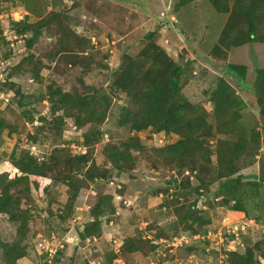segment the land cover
I'll list each match as a JSON object with an SVG mask.
<instances>
[{"label":"rangeland","instance_id":"1","mask_svg":"<svg viewBox=\"0 0 264 264\" xmlns=\"http://www.w3.org/2000/svg\"><path fill=\"white\" fill-rule=\"evenodd\" d=\"M177 2L0 0V118L9 126L0 133V165L11 168L13 158L28 154L38 162L49 160L48 176L51 177L45 181L49 184L48 191L42 196H38L37 189L31 184L32 200L24 193L18 194L24 183L14 191L21 197L22 208L28 209L31 215L29 231L20 243L26 256L16 260L15 264H89L87 256L93 251L85 248V240L79 237L78 231L96 220L90 210L98 197L108 194L113 195V203L118 204L120 214L116 217L108 215V220L117 218L113 225L106 222V216L102 217L100 228L102 230L103 226L106 239L111 237L108 241L113 248L121 247L120 241L134 233L143 232V235L152 236V240H155L153 236H162L159 242L153 241L156 244L154 258L147 245L142 247L143 254L152 256L154 264H169V253L180 257L182 263L177 261L179 264H234L229 252L244 253L247 248H251L255 264H264V115L260 113L261 107L253 91L256 70L264 68V42L252 41L243 44L250 47L244 46L238 51L232 47L225 53L218 47L214 52L216 57L212 56L211 49L218 40L226 15L215 13L207 0H194L176 7ZM24 16L28 23H37L44 18L47 21L30 48L26 41L31 31L20 34L14 30L15 22ZM257 26L258 37H261L264 25L259 23ZM72 32L80 39H86L91 47L81 51L73 46ZM149 32H155L151 41L182 68L178 99L206 112L208 122L214 123L212 91L219 78L227 81L243 100L237 129L247 139L249 150L259 147L257 156L245 153L239 161L241 167L246 166L247 176L259 180L256 198L248 197L252 191L250 187H239L236 196L242 199L240 204L244 210L235 206L230 196L228 203L223 199L226 197L213 196L222 182L211 180L213 173H208L200 185L195 171L188 166L179 168L176 164L155 161L156 154L152 149L175 142L176 134H164L152 127L133 132L117 125L120 109L128 103V98L125 93L111 88L112 72L126 56L136 58L145 49L149 41L143 37ZM77 57L78 62L85 65L89 61L88 68L75 62ZM137 59L145 58L140 55ZM228 64L245 66L243 85L232 73L225 71L224 66ZM82 84L93 86L96 91L91 94L97 100L102 92L108 97V105L99 101L97 110L106 109V112L102 120L91 125L90 130H98L100 134L97 138L89 134V143L84 139L86 130L76 126L73 118L65 117L62 124L56 123L63 110L57 109L53 113L48 97L50 90L58 88L71 93L82 92ZM133 135L139 137L144 150H131L130 168L118 173L103 150L107 144H118ZM237 137L235 133L211 131L208 143L209 149L215 151L211 156L213 163L219 142L228 140L231 143ZM83 153L87 161L82 163V169L71 172L80 183L78 193L72 199V191L56 175L67 170L65 161L68 158ZM50 157L58 158V162L53 163ZM200 160L197 156L196 165L200 166ZM93 163L97 168H93L92 173L100 176L91 180L84 177V170ZM119 190L122 193L117 195ZM182 201L184 205L176 212L174 206ZM191 204L194 206L189 209ZM194 210L202 220L209 222H194ZM185 212L191 219L180 223L179 217ZM187 224L200 234H190ZM0 238L10 243L19 241L16 225L1 217ZM113 239L119 240L114 243ZM60 244L64 249L54 258H47L42 248ZM134 259L133 264L147 262L141 255ZM105 262L106 256L100 263ZM0 264L4 263L0 260ZM117 264L130 262L119 261Z\"/></svg>","mask_w":264,"mask_h":264},{"label":"trees","instance_id":"2","mask_svg":"<svg viewBox=\"0 0 264 264\" xmlns=\"http://www.w3.org/2000/svg\"><path fill=\"white\" fill-rule=\"evenodd\" d=\"M192 1L194 0H178L176 7L191 4ZM207 2L215 9V13L226 15L218 40L211 49L212 56H215L214 52H217L218 47L222 53H225L232 47L252 41L264 42V34L258 37L257 26L259 23L264 25V0H233L232 2L231 0H207ZM26 19L27 16H24L20 21L15 22L14 30L20 34L26 30L31 31L32 34L26 41V46L30 48L37 41L40 31L46 26L47 21L44 18L37 23H28ZM154 35L155 32H149L143 37V40L147 39L149 44L137 57L142 55L144 60L126 56V59H123L112 72L111 88L125 93L128 98V103L120 109L117 125L127 127L133 132H140L152 127L164 134H176L178 139L175 142L152 149L156 154L155 161L166 165L176 164L179 168L188 166L191 171H195V177L198 181L200 180V185L204 183L208 173H213L211 180L222 181L219 190L213 196L226 197L223 198L225 203L229 202L227 198L230 196L234 200L235 206L244 210V206L240 204L242 199L236 196L238 189L242 185L250 187L252 191L248 197L256 198L258 197L259 180L238 174L241 169L239 161L243 159L242 156L245 153L257 154L259 147H251L249 150L250 147L246 146L247 139L237 129L239 110L244 105L243 100L236 95L233 87L227 81L219 78L216 88L212 91L214 123L208 122L206 112L199 110L190 102L178 99L180 95L179 77L182 68L175 60L168 57L160 46L151 41ZM65 38L67 39L66 35ZM70 38L73 46L81 51L91 47L86 39H80L75 32L71 33ZM202 57L205 59L204 56ZM78 58L75 62L88 68L89 61L85 65L78 62ZM28 59L30 60V58ZM186 65L189 64L186 63ZM102 66L105 67V65ZM224 69L232 73L240 85L245 83L246 68L244 65L228 64L224 66ZM82 87V92L77 90L74 93L62 91L59 88L50 90L48 97L52 102L53 113L57 109L63 110L62 116H58L56 123L62 124L65 117L73 118L76 126L86 130L84 139L86 143H89L91 141L89 134L96 136L95 138L100 134L98 130L96 132L90 130L91 125L102 120L106 112V109L97 110L99 101L108 105V97L102 92L101 98L97 100L91 94L96 91L93 86L82 84ZM253 91L257 96V104L261 107L260 113L264 115V68L256 70ZM4 127L9 126L0 118V133ZM213 129L217 134L235 133L238 136L231 143L228 140L225 143L219 142L214 163L211 156L215 151L209 149L211 145L208 143L209 134ZM12 131H14L13 128ZM131 150H144V144L137 135L130 136L129 139L118 144H107L103 154L107 156L109 163L118 173H121L130 168ZM197 156L201 158L200 166L196 165ZM50 159L54 161L53 163L58 162L56 157H50ZM86 161L85 153L72 156L65 161L67 170L56 175L57 179L68 185L72 191L70 195L72 199L76 197L80 183L72 177L71 172L74 169H82V163ZM11 163V168L0 165V217L16 225L19 241L10 243L0 238V260L4 264H15L16 260L26 256L25 248L20 243L29 231L31 215L28 209L22 208L21 197L14 191L21 183H24L18 194L24 193L29 200H32L31 184L34 189H37L38 196H42L48 191L49 184L45 181L51 179L48 176L49 160L38 162L33 156L25 154L19 159L13 158ZM93 168H97L95 163L90 164L89 168L84 170L85 178L92 180L100 176L99 173H92ZM42 179H46L44 183ZM118 192L116 193H122L121 190ZM183 205L182 201L178 206H174V210L178 212ZM193 206L191 204L189 209ZM115 211L112 194L98 197L95 206L90 210L91 216L96 217V220L92 221L90 225H85L82 231L79 230V237L83 240L95 238L101 233L100 219L104 216L107 219L110 218L108 215L114 217ZM192 214L194 222H202V224L209 222V220H202L196 210ZM179 218L180 223H187L191 219V215L185 212ZM186 227L190 234H200L190 224H187ZM138 234L127 237L123 241V256L137 252L142 249L143 245H147L151 251L156 248V244L153 242L156 239L143 238L141 233ZM229 256L234 264H255L251 248H247L244 253L231 250Z\"/></svg>","mask_w":264,"mask_h":264},{"label":"crops","instance_id":"3","mask_svg":"<svg viewBox=\"0 0 264 264\" xmlns=\"http://www.w3.org/2000/svg\"><path fill=\"white\" fill-rule=\"evenodd\" d=\"M244 46H249L248 44H246V45H242V46H238V47H234L233 49H235L234 51H238L239 49H241L242 47H244ZM250 47V46H249ZM246 54V53H245ZM246 56V55H245ZM246 58H247V56H246ZM258 152H259V148H258ZM258 155V153L257 154H255V156H257ZM245 157V155L244 156H242V158H244ZM246 167V166H245ZM245 167H241V169L238 171V174H244V175H247V169L245 168ZM117 195H120V194H117ZM162 197V196H161ZM121 199V198H120ZM115 204V207H116V211H115V213H114V217H116L117 215H119L120 213L118 212V204L117 203H114ZM160 207H162V205H160L159 206V208ZM150 210H153L154 208H149ZM172 212H173V210H172ZM107 219V218H106ZM109 219V218H108ZM106 220V222H108V223H110L111 225H113V224H115V223H112V222H117V218H115V220L114 219H110V220ZM118 227V226H117ZM140 228V227H139ZM138 228V229H139ZM114 232H117V231H114ZM114 232H111V233H114ZM138 233H141V235H142V237L143 238H150V237H152V236H150V235H143V232H137V234ZM106 233L104 232V230H103V226H102V230H101V233L99 234V235H97L95 238H87L83 243H84V246H85V248L86 249H90V248H92L91 250L93 251V253H92V255H90V256H87L88 258V263L89 264H117L119 261H128V262H130V264H133L134 262H135V259H134V257L136 256V255H141V257L142 258H144V259H146L147 260V262L145 263V264H154V262H152V256H153V258H154V251L156 250V248L154 249V250H152V251H150V252H152V256H150V258H149V255L147 256V255H144L143 254V249H140V250H138L137 252H134V253H132V254H126L125 256H123V248H122V244H123V241H120V244H121V247H120V245H119V247L118 248H113V246L111 245V242H109L108 241V239H110L109 237L106 239L105 238V235ZM148 234V233H147ZM117 234H114V236H116ZM134 235H135V233H134ZM108 236V235H107ZM162 236H160V237H158V238H155L154 236H153V238L154 239H156L158 242H159V240L160 239H162L161 238ZM125 239V238H124ZM117 240H119V239H113V242L115 243ZM122 240H123V238H122ZM120 249H122L121 250V252H120V254H119V251H120ZM117 250V251H116ZM109 251V252H108ZM104 256H106V262L105 263H100V261L102 260V257H104ZM127 256H129V258L127 257ZM146 257V258H145ZM168 259H170V260H168V263L169 264H173V261L175 262V264L176 263H178L179 264V262H177V261H180V257L177 255V254H175V253H169L168 254ZM172 259V260H171ZM181 262V261H180ZM182 263V262H181Z\"/></svg>","mask_w":264,"mask_h":264},{"label":"built area","instance_id":"4","mask_svg":"<svg viewBox=\"0 0 264 264\" xmlns=\"http://www.w3.org/2000/svg\"><path fill=\"white\" fill-rule=\"evenodd\" d=\"M45 255L47 256V258L51 259L54 258V256H56L58 254V252H61L64 249V245L60 244L57 247H52L50 246H45L44 248H42Z\"/></svg>","mask_w":264,"mask_h":264}]
</instances>
